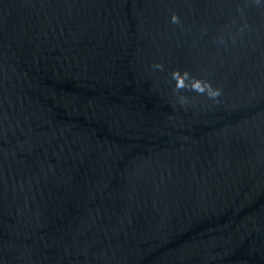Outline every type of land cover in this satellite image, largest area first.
Instances as JSON below:
<instances>
[{
	"label": "water",
	"instance_id": "1",
	"mask_svg": "<svg viewBox=\"0 0 264 264\" xmlns=\"http://www.w3.org/2000/svg\"><path fill=\"white\" fill-rule=\"evenodd\" d=\"M0 264H264V0H0Z\"/></svg>",
	"mask_w": 264,
	"mask_h": 264
}]
</instances>
